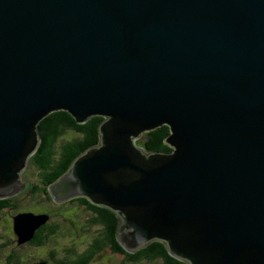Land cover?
Here are the masks:
<instances>
[{
    "label": "water",
    "instance_id": "95a60500",
    "mask_svg": "<svg viewBox=\"0 0 264 264\" xmlns=\"http://www.w3.org/2000/svg\"><path fill=\"white\" fill-rule=\"evenodd\" d=\"M57 109L103 119L48 184L55 202L113 211L131 253L264 264V0H0V199ZM163 125L170 152L136 143ZM48 218L13 215L16 242Z\"/></svg>",
    "mask_w": 264,
    "mask_h": 264
},
{
    "label": "trees",
    "instance_id": "16d2710c",
    "mask_svg": "<svg viewBox=\"0 0 264 264\" xmlns=\"http://www.w3.org/2000/svg\"><path fill=\"white\" fill-rule=\"evenodd\" d=\"M103 119L100 115H94L89 117L85 122L80 123L71 115L68 111L63 109L53 110L46 114L37 124L38 132L41 137V141L36 152L31 156L28 163H32L40 169V176L42 186L32 185L31 193L40 192L47 197L49 206L47 209L42 207L44 211H36V203H32L28 207L20 212H33V213H46L49 218L43 223L34 233L33 237L21 244H18L15 239V234L12 227L11 220L8 219V234L7 241L15 242L13 246L22 245L23 247L32 246L35 249L43 247L41 250H37L36 259H43L45 264H136L138 262L156 261L160 260V264H187L173 256H171L165 245L160 241H152L143 248H140L134 253L126 251L119 243L116 237V227L118 218L116 214L108 208L99 206L92 203L87 198L76 197L68 200L67 204L63 208H59L57 202H55L48 190L47 186L59 175H61L69 166L73 158L82 152L87 147L96 144L98 141V125ZM65 129H72L79 133H82L81 138L69 140L61 145V152L56 156V142L62 136ZM169 133V127L163 125L153 130L145 132L144 146L148 151L155 152H170L172 148L165 143L164 138ZM25 190V189H24ZM24 190L17 195L24 192ZM11 196L5 199H0V209L2 207L9 208L12 206V199L15 196ZM71 203V204H70ZM80 207H83L85 214L88 216L85 219V224L81 223L78 214L80 213ZM17 214V213H16ZM57 214H64L67 219L71 221H77L79 226L81 225L82 231L78 232L75 236L68 235V240L65 236L66 227L61 226L53 218ZM15 215V214H14ZM87 231V232H86ZM99 231V233H94ZM81 233V234H79ZM14 236V237H13ZM62 237L64 239H62ZM87 237L91 239L87 240ZM58 240L61 242L58 243ZM81 244H87L83 250H78ZM54 246V247H53ZM109 246L108 253L111 256L106 255L102 261H97V256L103 249ZM122 254L123 259L119 263H115L112 255ZM14 254H12L13 257ZM108 262H104L107 261ZM22 261V260H21ZM33 260L25 259L22 263L15 260L13 264H31ZM52 261V262H51ZM29 262V263H26Z\"/></svg>",
    "mask_w": 264,
    "mask_h": 264
},
{
    "label": "rangeland",
    "instance_id": "374dc122",
    "mask_svg": "<svg viewBox=\"0 0 264 264\" xmlns=\"http://www.w3.org/2000/svg\"><path fill=\"white\" fill-rule=\"evenodd\" d=\"M82 137V133H79L77 131H74L72 129H65L64 133L62 134V136L57 140L56 142V156L58 157V154L61 152V145L69 140H74L77 138H81ZM145 141V133H142L137 139H136V143L139 145H143ZM60 155V154H59ZM22 180L25 181V187L21 190V192L24 190L23 193L15 196L14 199H12V206L7 208V209H0V264H13L16 261H18L19 263H22L25 259H30V260H36L37 256V250H41L43 249V247H39V248H34L32 246H26L23 247L22 245L19 246H13L12 243L10 241H7L9 238V234H8V219L11 220V217L20 212L23 211L24 208H26V206L28 207L29 205H31L32 203H36L35 205H39L37 206L38 208H36V211H44L42 210V207H45L47 209V207L49 206L48 204H50V202L47 201V197H44L45 195L40 193V192H34L31 193L30 189L32 187V185H38L39 187L42 186V182H41V176H40V169L35 166L32 163H27V166L24 170V172L22 173ZM14 196V195H13ZM39 203V204H38ZM71 204V203H70ZM58 205L60 206L59 208H63L65 207V202H60L58 203ZM42 206V207H40ZM50 207V206H49ZM80 212L81 215L78 214V218H80L79 220L81 221V223H83V225L85 224V211L83 209V207H80ZM55 218H53L55 221H57L61 226H65L68 225L69 223H71L72 221L69 220V218L66 220V216L64 214H57V216H54ZM80 227H82L80 225ZM79 228V227H78ZM83 228V227H82ZM80 232V229H78ZM81 234V233H79ZM68 235L67 231L65 232V236L64 238ZM14 237V236H13ZM62 237V239H64ZM67 239L64 240L65 241H69L71 242V240L68 239V237H66ZM15 239L16 236H15ZM87 240L91 239L89 237H87ZM61 241L58 240V243H60ZM15 243V242H14ZM87 244H81L80 248L78 250H83L86 248ZM54 247V246H53ZM13 255V257H11L10 259H8V257L10 255ZM108 255L111 256L108 251H102L99 253V255L97 256V261H102L103 258ZM112 257L116 258L114 261L115 263H119L121 261V259H123L122 254H116V255H112ZM22 260V261H21ZM104 261V262H108ZM35 263H39V262H35ZM35 263H31V264H35ZM110 263V262H108ZM161 261L160 260H156L153 262L150 261H146V262H138L136 264H160ZM134 264V263H133Z\"/></svg>",
    "mask_w": 264,
    "mask_h": 264
},
{
    "label": "flooded vegetation",
    "instance_id": "af4514ba",
    "mask_svg": "<svg viewBox=\"0 0 264 264\" xmlns=\"http://www.w3.org/2000/svg\"><path fill=\"white\" fill-rule=\"evenodd\" d=\"M73 199V198H72ZM71 200V199H70ZM69 200V201H70ZM64 203V202H63ZM66 203L68 204V202L66 201ZM67 204H65V205H67ZM2 210H4V209H6V208H4V207H2L1 208ZM81 213V212H80ZM87 215L85 216V218L87 219ZM66 220H67V216H66ZM79 220V219H78ZM78 220H76V221H72L71 223H69L68 225H66V231H67V233H69L70 234V236L72 237V236H75L78 232H79V230L78 229H80V231H82L83 229H81V227L79 226V224L77 223V221ZM86 222V221H85ZM79 227V228H78ZM87 232V231H86ZM94 233H99V231H97V232H94ZM12 243V245H13V243L14 242H11ZM109 246H106L103 250L104 251H109ZM12 257V255H10L9 257H8V259H10ZM42 260L43 259H36V260H33V261H30V262H42ZM52 262V261H51ZM26 263H29V262H26ZM24 264V263H23Z\"/></svg>",
    "mask_w": 264,
    "mask_h": 264
}]
</instances>
